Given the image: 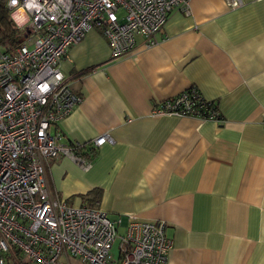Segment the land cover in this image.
<instances>
[{
	"label": "crops",
	"instance_id": "0c3cea01",
	"mask_svg": "<svg viewBox=\"0 0 264 264\" xmlns=\"http://www.w3.org/2000/svg\"><path fill=\"white\" fill-rule=\"evenodd\" d=\"M59 68L81 100L54 126L64 140L109 132L88 169L48 161L49 192L96 204L118 226L164 220L172 240L162 264H264V0H188L173 8L157 43L136 36L111 58L96 28L69 46ZM196 87L219 119L153 112ZM70 264H83L76 258Z\"/></svg>",
	"mask_w": 264,
	"mask_h": 264
},
{
	"label": "built area",
	"instance_id": "2783aa9c",
	"mask_svg": "<svg viewBox=\"0 0 264 264\" xmlns=\"http://www.w3.org/2000/svg\"><path fill=\"white\" fill-rule=\"evenodd\" d=\"M8 2L10 17L25 9L29 34L12 50L0 49V264H70L71 257L83 264H162L172 246L164 220L130 216L119 232L99 206L51 195L45 168L66 156L88 169L92 151L114 142L109 132L64 140L54 127L81 100L59 68L69 46L91 28L106 38L111 58L132 52L138 35L151 46L173 8L188 12V0H37L40 11L27 9L26 0L15 8ZM240 4L229 0L231 7ZM207 102L191 87L155 102L153 112L219 119Z\"/></svg>",
	"mask_w": 264,
	"mask_h": 264
},
{
	"label": "trees",
	"instance_id": "16d2710c",
	"mask_svg": "<svg viewBox=\"0 0 264 264\" xmlns=\"http://www.w3.org/2000/svg\"><path fill=\"white\" fill-rule=\"evenodd\" d=\"M6 4L7 0H0V49L10 51L25 41L29 33L26 29L17 27L15 25L9 15ZM206 104L207 109H217L214 101H209ZM207 113L208 112H204L203 115L206 116L208 115ZM94 152L95 151H92V156ZM100 194L101 191L99 189H93L89 191L87 194L82 196L83 199H87L84 204L89 206L96 205L100 199Z\"/></svg>",
	"mask_w": 264,
	"mask_h": 264
},
{
	"label": "clouds",
	"instance_id": "9594fccd",
	"mask_svg": "<svg viewBox=\"0 0 264 264\" xmlns=\"http://www.w3.org/2000/svg\"><path fill=\"white\" fill-rule=\"evenodd\" d=\"M18 2L19 0H9L8 6L15 8ZM26 7L29 10L35 9L40 11V5L37 0H26ZM11 19L15 22L16 26L20 28H23L29 22V18L23 7L16 8V10L11 13Z\"/></svg>",
	"mask_w": 264,
	"mask_h": 264
},
{
	"label": "rangeland",
	"instance_id": "374dc122",
	"mask_svg": "<svg viewBox=\"0 0 264 264\" xmlns=\"http://www.w3.org/2000/svg\"><path fill=\"white\" fill-rule=\"evenodd\" d=\"M71 203V202H69ZM79 204V200H77L74 205H78ZM118 231L119 232H123L124 229L122 226H118ZM117 245H118V239L115 240L114 244H113V247H112V254L116 255L117 254ZM72 258V257H71Z\"/></svg>",
	"mask_w": 264,
	"mask_h": 264
}]
</instances>
